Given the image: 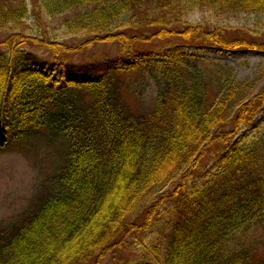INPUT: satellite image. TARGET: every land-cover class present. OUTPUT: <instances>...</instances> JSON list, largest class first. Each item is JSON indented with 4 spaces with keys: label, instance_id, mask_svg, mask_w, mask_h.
I'll list each match as a JSON object with an SVG mask.
<instances>
[{
    "label": "trees",
    "instance_id": "trees-1",
    "mask_svg": "<svg viewBox=\"0 0 264 264\" xmlns=\"http://www.w3.org/2000/svg\"><path fill=\"white\" fill-rule=\"evenodd\" d=\"M30 1L35 14H74L64 27L83 39L70 45L47 31L33 34L26 28L27 0H0V32L9 34L0 42L5 47L0 52V151L46 135L68 145L56 190L21 221L0 228V264H99L124 248L127 235L149 230L157 217L170 213L167 243L145 245L155 257L161 254L158 264H251L253 245L244 242L243 233L264 223V137L230 146L264 106V87L251 99L252 83L235 82L232 68L217 65L219 91L210 100L203 67L211 62L185 54L143 62L137 49L143 40L118 27L120 18L139 12L134 26L162 27L157 38L264 52L263 42L229 38L222 28H176L181 16L194 10L264 15V0ZM146 6L155 7L156 19L142 14ZM98 44L118 45L130 57L90 78L68 70L70 56ZM25 48L46 50L54 65L37 62ZM119 72L151 78L158 91L151 112L131 110ZM213 145L230 150L219 171L189 192ZM167 189L172 196L157 198ZM169 200L172 208L160 214ZM151 203L138 224L142 207Z\"/></svg>",
    "mask_w": 264,
    "mask_h": 264
},
{
    "label": "rangeland",
    "instance_id": "rangeland-1",
    "mask_svg": "<svg viewBox=\"0 0 264 264\" xmlns=\"http://www.w3.org/2000/svg\"><path fill=\"white\" fill-rule=\"evenodd\" d=\"M30 2L27 0L31 13L26 24L29 32L38 34L41 31H47L54 40L70 45L82 41L81 36L70 35L64 27L65 20L73 19L74 14L52 17L45 10L35 14ZM142 12L150 20L156 19L159 14L155 12L154 6H146ZM135 15H138L139 19L142 17L139 12L124 16L120 18L118 29H128L134 36H139L143 40L137 46L143 62L156 64L169 61L168 55L185 54L212 63L203 67L209 75L206 81L210 100L218 95L219 91L217 65L232 68L235 82H251L247 94L251 99L264 87V52L249 49L227 50L200 42L188 44L175 36L167 39L157 38L155 35L162 30V27L147 25L144 27L145 25L142 24L134 26L139 21ZM142 22H144L143 19ZM178 23L176 26L178 31H183L188 24L202 25L210 32L222 28L229 38L243 37L264 43V15L262 14L241 13L220 16L206 9L194 10L182 15ZM167 28L172 29V27ZM8 35V33L0 32V42L6 40ZM25 49L29 52L28 54L37 59V62L54 65V58L46 50ZM2 51H5V47L0 46V52ZM129 57L127 52L122 51L118 45L98 44L70 56L67 64L70 72H82L83 74H80L82 77H86L89 73V77L86 78H90L92 74L93 76L103 74L118 60L122 63L126 62ZM119 75H121L120 72ZM120 79L123 83L121 85L123 99L135 114L145 115L154 109L158 91L147 74L127 73L121 75ZM260 137H264V106L255 114L249 125L240 129L230 147L250 143ZM230 147L227 149L223 145H213L207 148L200 168L194 172V179L188 184L189 192L193 188L202 187L214 173L219 171L222 159ZM67 152L68 145L63 138L50 141L47 135L26 139L0 151V228L21 221L28 213L38 209L41 199L46 198L50 190H56V179L62 167L66 165ZM170 190L159 193L157 198L164 194L172 196L173 192ZM173 204L174 200H169L160 214L168 208L171 209ZM151 205L153 203L142 207L141 217L136 221L138 224L144 223V215ZM172 217V213L157 217L149 230L127 235L124 248L114 249L99 264H158V260L162 258L161 254L159 255L161 258L155 257L151 250L145 248V245L161 243L163 246L167 243L170 236L169 220ZM243 237L246 244L253 245L250 254L251 264L264 260V223L243 233ZM162 246L161 250H163ZM95 263V260H92L88 264Z\"/></svg>",
    "mask_w": 264,
    "mask_h": 264
}]
</instances>
